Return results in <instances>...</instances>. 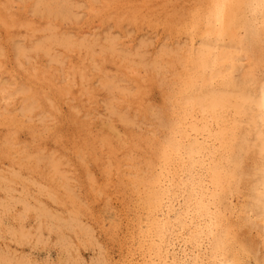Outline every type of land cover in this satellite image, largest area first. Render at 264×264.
<instances>
[{"label":"rangeland","instance_id":"374dc122","mask_svg":"<svg viewBox=\"0 0 264 264\" xmlns=\"http://www.w3.org/2000/svg\"><path fill=\"white\" fill-rule=\"evenodd\" d=\"M56 1L69 2L70 18L49 20L23 0L10 1L6 14L11 19L0 15V174L20 169L1 153L5 139L16 129L9 121L13 119L20 124L15 137L18 145L25 146L30 155L40 151L55 158L71 194L65 195L66 187L51 182L55 170L46 164L40 172L21 169L22 177L30 182L27 195L19 183L0 185V264H212L210 253L204 260L207 256L201 246L209 242L197 234L198 225L209 218L194 211V199L186 208L184 189L164 180L170 193L162 210L180 206L187 211L185 225L169 228L162 258L149 257L142 243L144 230H139L145 228L140 221L147 215L140 200L144 187L132 184L137 176L167 177V167L154 154L169 131L154 115L165 111L172 120L183 113L166 100L167 93L177 88L176 81L184 80L178 76L188 75L184 65L203 29L201 24L194 29L195 18L209 4L202 0ZM52 29L77 39L95 38L99 41L95 57L62 47H54L50 56L35 50L34 43L48 37ZM109 37L116 38L118 52L126 51L127 62L102 55L100 45ZM19 45L26 49L23 57L16 51ZM164 50L177 51L176 59L181 61L173 63V55H164ZM156 61L163 67L159 75L152 73ZM248 61L242 58V66ZM254 69L253 76L264 81V70ZM107 77L114 78L118 88L109 90L104 84ZM26 87L36 90L42 102L32 113L22 109L24 95L14 92ZM229 114L232 118L233 113ZM194 115L199 117L198 112ZM248 155L242 165L247 176L259 161L255 153ZM174 157L169 179L174 176L179 181L186 178V172L179 157ZM196 170L203 172L199 165ZM246 175L227 197V209L215 203L210 204V211L221 213L220 230L230 225L229 238L235 241L229 243L234 251L237 242L243 244L240 258L244 264H262L264 219L259 212L245 210L254 183ZM39 188L56 191L63 201L53 202ZM23 196L32 209L25 211ZM36 202L53 219L40 217Z\"/></svg>","mask_w":264,"mask_h":264},{"label":"bare ground","instance_id":"6f19581e","mask_svg":"<svg viewBox=\"0 0 264 264\" xmlns=\"http://www.w3.org/2000/svg\"><path fill=\"white\" fill-rule=\"evenodd\" d=\"M10 1L0 2V15L4 19H11L6 14ZM202 1L209 5L203 14H198L195 18L194 29H197L199 24L203 29L198 35L197 48L184 65L188 75L178 76L179 80L182 77L184 80L176 81L177 88H172L166 98L172 107L178 106L183 113L172 120L166 117L165 111L156 112L154 115L160 120V126H165L169 131L164 143L156 148L154 154L162 161L164 168L167 167H162L167 171V177L161 179V175L155 174L143 178L137 176L132 180L134 186L144 187L140 200L147 215L145 221H140V224H145V228L140 226L139 230L143 229L144 236L148 238L143 237L142 243L148 248L149 257L162 258L163 253L167 252L166 233L169 228H183L187 213L175 205L163 212L164 200L169 198L170 186L182 187L187 194L186 208L191 207L190 203L194 199V204L191 203L194 205V211L198 212L199 217L209 218L208 222L198 225L197 232L209 242L201 243L203 254L207 256L204 260L210 255L212 264H244L240 258L245 252L243 244L237 242L238 250L234 251L233 245L229 243L230 240L235 241L234 237L229 238L230 225L227 224L229 228L224 226V229L220 230L221 213L211 212L210 204L218 203L227 209V197L246 175L242 168L244 159L253 152L259 161L254 163L251 169L246 168V171L250 169L247 173L254 183L251 184V189L249 188L250 196H246L245 210L248 209L251 213L259 212L264 219V81L253 76L254 68L264 70V0ZM23 3L49 20L68 19L72 10L69 2L65 1L23 0ZM170 21L173 25V19ZM50 31L48 37L34 43L35 50L50 56L54 47H62L70 52L84 50L90 59L95 57V47L99 42L95 38L77 39L65 34L59 35L53 29ZM115 39H104L105 42L100 45L102 55L105 58H119L122 62H127L128 54L124 50L118 52L119 44ZM191 46L194 47V44L191 43ZM16 51L21 54L19 57L26 53V49L24 52L22 47ZM163 54L173 55V63L176 60L181 61L180 58L176 59L177 51L164 50ZM242 58L249 59L247 66H242ZM162 69L160 62L153 63V75H159ZM191 72H194L192 77ZM113 79L107 77L104 80L105 86L112 91L118 88V82ZM167 89H170L169 86ZM14 92L24 95V112L32 113L42 106L36 90L26 87L18 88ZM197 112L199 117L194 115ZM230 112L233 113L232 118L229 117ZM9 121L16 129L5 139L1 153L12 160L13 164L18 163L20 169H13L7 175L0 174V185L6 188L12 183H19L23 185V194L27 195L30 182L22 177L21 169L40 172L41 166L46 164L55 170L50 178L51 182L66 187L64 192L68 195L71 188L58 171V161L52 157L47 158L40 151L30 155L26 151L27 148L19 146L15 139L20 124L13 119ZM103 143L109 144V141L103 140ZM14 154H18V158ZM174 155L179 157L180 167L186 172V178H179V181L175 180L174 176L169 179ZM197 165L200 171H203L201 174L196 170ZM163 180L169 181L170 186L164 185ZM39 190L40 193L47 194L53 202L63 201L56 191L42 188ZM24 198L25 196L21 202L25 211L32 209ZM36 203V207L41 205ZM37 208L40 217L53 219V215L45 207ZM211 214L213 215L210 217Z\"/></svg>","mask_w":264,"mask_h":264}]
</instances>
